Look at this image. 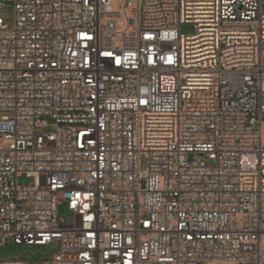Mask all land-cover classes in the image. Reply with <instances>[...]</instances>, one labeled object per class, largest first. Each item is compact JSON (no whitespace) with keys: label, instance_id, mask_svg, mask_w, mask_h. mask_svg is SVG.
<instances>
[{"label":"built area","instance_id":"built-area-1","mask_svg":"<svg viewBox=\"0 0 264 264\" xmlns=\"http://www.w3.org/2000/svg\"><path fill=\"white\" fill-rule=\"evenodd\" d=\"M9 240L45 264H264V0H0Z\"/></svg>","mask_w":264,"mask_h":264},{"label":"rangeland","instance_id":"rangeland-1","mask_svg":"<svg viewBox=\"0 0 264 264\" xmlns=\"http://www.w3.org/2000/svg\"><path fill=\"white\" fill-rule=\"evenodd\" d=\"M3 18L5 22L9 25H13L14 21V9L12 7H7L2 10ZM182 31L184 33H192V25L186 24L182 26ZM48 125L45 126V131L51 130L52 120L46 118ZM45 177H41L42 185L45 184ZM33 182L32 178L21 177L20 185L27 186ZM59 221L64 224H70L73 221V214L68 207V201H63L58 208ZM54 250L52 245L36 246L28 244H16L14 241L9 240L6 245L0 246V263L5 261H11L14 259L26 260L27 264H45V262L52 259Z\"/></svg>","mask_w":264,"mask_h":264}]
</instances>
